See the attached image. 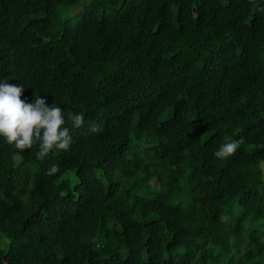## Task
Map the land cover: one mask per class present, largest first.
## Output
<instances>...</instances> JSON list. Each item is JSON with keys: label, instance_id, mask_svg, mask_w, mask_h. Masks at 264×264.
Masks as SVG:
<instances>
[{"label": "trees", "instance_id": "obj_1", "mask_svg": "<svg viewBox=\"0 0 264 264\" xmlns=\"http://www.w3.org/2000/svg\"><path fill=\"white\" fill-rule=\"evenodd\" d=\"M79 2L0 0V82L73 138L0 136V264H264V0Z\"/></svg>", "mask_w": 264, "mask_h": 264}, {"label": "clouds", "instance_id": "obj_2", "mask_svg": "<svg viewBox=\"0 0 264 264\" xmlns=\"http://www.w3.org/2000/svg\"><path fill=\"white\" fill-rule=\"evenodd\" d=\"M23 92V85L0 82V136L21 152L31 149L39 141V150L36 153L39 160H44L53 150L67 151L73 138L69 128L64 126L62 108L48 104L47 99L40 96L33 102H26L21 99ZM68 119L71 120L73 128L84 126L82 113L70 112ZM91 131L98 132L100 128L93 124ZM239 144V141L225 143L214 156L227 159L235 154ZM59 170V166L53 164L47 174L54 175Z\"/></svg>", "mask_w": 264, "mask_h": 264}, {"label": "rangeland", "instance_id": "obj_3", "mask_svg": "<svg viewBox=\"0 0 264 264\" xmlns=\"http://www.w3.org/2000/svg\"><path fill=\"white\" fill-rule=\"evenodd\" d=\"M84 1H88V0H80V2H79L76 6H74V7H70V8H68V9H65V10L63 11V13L61 14V17L64 18V17H66L67 15H70V14L74 13V12L77 10L79 4H80L81 2H84ZM74 182H75V180L73 179V183H74Z\"/></svg>", "mask_w": 264, "mask_h": 264}]
</instances>
